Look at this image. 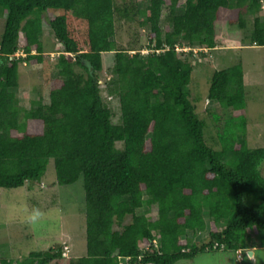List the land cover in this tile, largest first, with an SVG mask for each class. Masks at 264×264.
Returning a JSON list of instances; mask_svg holds the SVG:
<instances>
[{
    "label": "trees",
    "instance_id": "1",
    "mask_svg": "<svg viewBox=\"0 0 264 264\" xmlns=\"http://www.w3.org/2000/svg\"><path fill=\"white\" fill-rule=\"evenodd\" d=\"M114 1L0 0V189L41 182L50 160L58 185L84 178L87 251L70 264H176L205 252L264 248V148L248 147L243 68L211 79L208 99L233 111L218 151L187 91L195 56L176 50L216 49V23L244 30L246 13L255 16L252 44L264 47L257 16L264 0H139L123 10ZM117 18L150 30L146 54L117 46ZM44 22L64 54L49 104L26 110L15 94L19 69L49 60ZM105 53H114L108 93L118 97L119 123L101 93ZM144 207H156L157 218L138 215ZM206 231L207 241L194 243ZM66 248L1 264H58Z\"/></svg>",
    "mask_w": 264,
    "mask_h": 264
},
{
    "label": "rangeland",
    "instance_id": "2",
    "mask_svg": "<svg viewBox=\"0 0 264 264\" xmlns=\"http://www.w3.org/2000/svg\"><path fill=\"white\" fill-rule=\"evenodd\" d=\"M117 8L123 10L139 4V0H115ZM262 5L263 2H262ZM246 11V8H244ZM167 10L162 12L161 27H165ZM264 22V11L258 15ZM119 17V16H118ZM248 26L241 30L231 27L224 21L216 23V43L214 50L200 51L192 60L193 74L187 87L190 101L196 108V114L205 123V139L215 150L222 149L220 137L230 119L231 109H224L208 99L212 76L215 71L241 65L245 79V120L246 139L252 150L264 148V47L251 42L255 16L246 13ZM142 21V18H139ZM47 21V20H46ZM167 22V21H166ZM116 35L113 38L118 47L130 54L147 53L150 30L140 28L137 22H126L117 18ZM5 27V19L0 18V40ZM42 41L49 60L44 65H21L19 69V87L16 95L20 105L28 110L33 102L41 100L50 102L51 81L58 77L57 60L64 54L47 22H44ZM183 44V43H182ZM182 49L190 48L186 44ZM140 49V50H139ZM202 49V48H201ZM204 50V49H203ZM34 52V51H33ZM25 56V55H24ZM104 70L100 74L101 93L106 105L113 112V122L119 123L121 109L118 97L109 95V81L112 79L111 69L114 66V53L103 54ZM236 122V121H235ZM238 123V122H236ZM241 135L237 138L240 140ZM119 149L122 145L117 144ZM228 160V158H227ZM264 177V163L260 169ZM0 264L2 259L14 263L23 261L31 253L47 251L58 245H67L69 250L64 258L56 263L70 264L71 261L85 257L86 239V203L84 178L69 186H60L56 182L54 160L48 163L47 171L41 182L28 183L24 188L16 190L0 189ZM157 208L144 207L137 211L138 215L157 218ZM35 219L33 216L37 214ZM149 213V214H148ZM132 218L127 217L124 225L130 224ZM208 223L210 219L205 214ZM123 225V226H124ZM115 231L122 228L115 225ZM190 239L192 235H187ZM208 231L193 238L194 243L201 245L207 241ZM186 238H182V242ZM157 247H159L157 243ZM254 253L250 258L247 252ZM126 264V259H121ZM176 264H264V248L240 251L221 250L199 254L193 260H181Z\"/></svg>",
    "mask_w": 264,
    "mask_h": 264
},
{
    "label": "built area",
    "instance_id": "3",
    "mask_svg": "<svg viewBox=\"0 0 264 264\" xmlns=\"http://www.w3.org/2000/svg\"><path fill=\"white\" fill-rule=\"evenodd\" d=\"M188 50H185V49H182V48H180V47H177L176 48V50L178 51V52H184V53H186V52H192L193 53V55L195 54V56H196V49H198V50H200V51H206L205 49L203 50V49H201V48H187ZM14 57H16V58H19V57H25L24 56V54L23 53H17ZM68 250V248H66V251Z\"/></svg>",
    "mask_w": 264,
    "mask_h": 264
},
{
    "label": "water",
    "instance_id": "4",
    "mask_svg": "<svg viewBox=\"0 0 264 264\" xmlns=\"http://www.w3.org/2000/svg\"><path fill=\"white\" fill-rule=\"evenodd\" d=\"M247 254H248V256H249L250 258H253V256H254V253H253L252 251L247 252Z\"/></svg>",
    "mask_w": 264,
    "mask_h": 264
},
{
    "label": "clouds",
    "instance_id": "5",
    "mask_svg": "<svg viewBox=\"0 0 264 264\" xmlns=\"http://www.w3.org/2000/svg\"><path fill=\"white\" fill-rule=\"evenodd\" d=\"M36 215H38V213L33 216V219H35Z\"/></svg>",
    "mask_w": 264,
    "mask_h": 264
}]
</instances>
